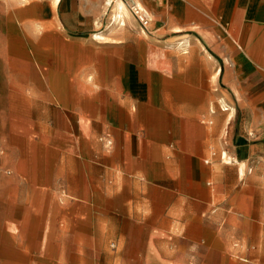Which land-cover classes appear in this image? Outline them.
<instances>
[{
    "label": "crops",
    "instance_id": "1",
    "mask_svg": "<svg viewBox=\"0 0 264 264\" xmlns=\"http://www.w3.org/2000/svg\"><path fill=\"white\" fill-rule=\"evenodd\" d=\"M137 1L0 0V264L186 263L260 183L264 0Z\"/></svg>",
    "mask_w": 264,
    "mask_h": 264
},
{
    "label": "rangeland",
    "instance_id": "2",
    "mask_svg": "<svg viewBox=\"0 0 264 264\" xmlns=\"http://www.w3.org/2000/svg\"><path fill=\"white\" fill-rule=\"evenodd\" d=\"M113 7L114 5L110 8L106 6L105 9L109 25L112 17L120 13ZM234 111L233 109L230 114ZM220 157L223 161L230 159L229 156ZM257 175L261 181L258 184L250 183L247 196L240 195L233 203L222 200L216 203L213 211L204 215L206 222L213 216V227L202 230V235L195 237L198 241L193 246L191 255L189 243L181 241L180 258L186 259V263L178 264H264V169ZM233 207L238 210L236 214L240 218L229 232L226 215Z\"/></svg>",
    "mask_w": 264,
    "mask_h": 264
},
{
    "label": "built area",
    "instance_id": "3",
    "mask_svg": "<svg viewBox=\"0 0 264 264\" xmlns=\"http://www.w3.org/2000/svg\"><path fill=\"white\" fill-rule=\"evenodd\" d=\"M116 3H120L123 7H119L120 13L112 17L111 22L116 25H124L125 15L123 11H127L132 15L141 25L143 31H148L152 23L153 17L148 9H146L137 0H106L105 5L110 8ZM111 145V142H108Z\"/></svg>",
    "mask_w": 264,
    "mask_h": 264
},
{
    "label": "bare ground",
    "instance_id": "4",
    "mask_svg": "<svg viewBox=\"0 0 264 264\" xmlns=\"http://www.w3.org/2000/svg\"><path fill=\"white\" fill-rule=\"evenodd\" d=\"M120 4V3H119ZM121 5V4H120ZM123 7V6H122Z\"/></svg>",
    "mask_w": 264,
    "mask_h": 264
}]
</instances>
